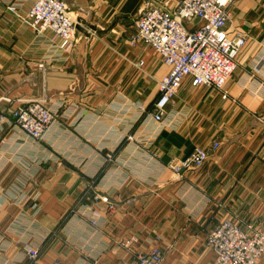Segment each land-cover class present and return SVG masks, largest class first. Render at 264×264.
Masks as SVG:
<instances>
[{
  "label": "crops",
  "instance_id": "0c3cea01",
  "mask_svg": "<svg viewBox=\"0 0 264 264\" xmlns=\"http://www.w3.org/2000/svg\"><path fill=\"white\" fill-rule=\"evenodd\" d=\"M62 1L77 23L67 51L26 23L30 0H0V114L37 99L55 113L41 140L0 125V264H134L155 241L162 264H215L205 241L220 219L264 234V0L229 5L227 30L248 38L227 98L186 78L160 123L153 104L169 67L128 37L146 2L174 0ZM197 146L208 161L173 174ZM95 193L116 211L92 225L104 208ZM129 235L138 243L126 251Z\"/></svg>",
  "mask_w": 264,
  "mask_h": 264
},
{
  "label": "built area",
  "instance_id": "2783aa9c",
  "mask_svg": "<svg viewBox=\"0 0 264 264\" xmlns=\"http://www.w3.org/2000/svg\"><path fill=\"white\" fill-rule=\"evenodd\" d=\"M233 1L174 0L171 10L146 2L140 10L128 37L129 45L141 43L151 47L169 67V72L158 82V98L153 104L154 122L162 121L167 105L186 78L192 87L215 89L222 99L227 98L225 85L236 69V60L248 38L243 31L226 28L230 18L229 5ZM8 9L13 11L14 7ZM24 19L35 32H49L52 40L59 42L60 49L72 48L77 23L62 0H30ZM192 20H198L197 25L186 29L184 23ZM42 67L38 64V68ZM9 117L0 114V125L16 126L28 137L41 140L54 123L55 113L43 99H37L13 108ZM127 140L140 141L135 134L129 135ZM218 147L219 143L214 142L211 149L216 151ZM208 159L209 151L197 146L188 157L170 163L168 168L179 176L184 171L200 169ZM92 199L104 206L92 211V225L115 213L116 205L109 197L95 193ZM136 243L135 235L118 241L119 247L126 251ZM155 243L147 251L138 253L134 264H162L163 253ZM205 248L214 253L215 264H258L264 256V234L259 231L249 233L235 221L223 218L207 234ZM25 250L30 260L37 259L38 251L31 247Z\"/></svg>",
  "mask_w": 264,
  "mask_h": 264
},
{
  "label": "rangeland",
  "instance_id": "374dc122",
  "mask_svg": "<svg viewBox=\"0 0 264 264\" xmlns=\"http://www.w3.org/2000/svg\"><path fill=\"white\" fill-rule=\"evenodd\" d=\"M98 194V193H97ZM101 195V194H100ZM136 236V235H135Z\"/></svg>",
  "mask_w": 264,
  "mask_h": 264
}]
</instances>
